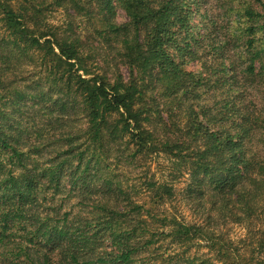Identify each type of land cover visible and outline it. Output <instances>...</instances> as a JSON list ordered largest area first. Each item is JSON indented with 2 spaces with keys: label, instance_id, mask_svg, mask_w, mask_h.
<instances>
[{
  "label": "trees",
  "instance_id": "obj_1",
  "mask_svg": "<svg viewBox=\"0 0 264 264\" xmlns=\"http://www.w3.org/2000/svg\"><path fill=\"white\" fill-rule=\"evenodd\" d=\"M213 1L208 61L195 0H0V264H264V0Z\"/></svg>",
  "mask_w": 264,
  "mask_h": 264
},
{
  "label": "rangeland",
  "instance_id": "obj_2",
  "mask_svg": "<svg viewBox=\"0 0 264 264\" xmlns=\"http://www.w3.org/2000/svg\"><path fill=\"white\" fill-rule=\"evenodd\" d=\"M198 1V3L196 4L197 6V10L198 13H196L194 15V19H193V26L195 25V28L193 29L194 34H199L200 35V39L201 37H204L202 40V46L204 48H202V50H200V52L202 51L204 59L205 60H210L213 59V52H215V54H218V56H221L222 50L218 47L220 46V42L219 40L221 39V35L225 34L224 31L220 32L219 31V27L216 26V23H208V18H211V21L213 22L214 17L216 16L217 12L213 10V6H215V2L213 0H195ZM114 7H115V16H114V23L115 24H121L123 22H125L127 20L126 15L124 13V11L122 9H120V7L117 5V3H114ZM69 17L66 16L65 14V21L68 20ZM79 18H77L78 20ZM64 20V14L61 10H57L55 13H53L50 17V22H52L53 24H60L62 21ZM232 31V30H231ZM213 34H216L217 38L214 39H210V37H213ZM184 38V36L179 35L176 37L177 41H182V39ZM96 44V43H95ZM102 47L101 51H97L95 54L97 55V59L99 60V62L101 63L102 59L104 58L105 60L110 61L112 57H114L110 51H108L104 46V44L102 43V45H100ZM100 47V48H101ZM212 47H214V49H212ZM169 51L171 53V55L173 56H177V60L182 62L184 69H186L187 71H195V72H200V63L197 61V59L195 57H189L188 54H184V55H178V52L175 50V48L170 47ZM102 54H105V56H102ZM217 60H220L217 59ZM263 103L261 105H259V107H261L264 110V101L261 100ZM12 109V108H11ZM12 112V111H11ZM16 116V114H14ZM48 204L44 205L42 208H39L38 212L39 213H45L48 212L47 208H48ZM64 211L66 210L65 208L63 209ZM231 232H238L237 229H232Z\"/></svg>",
  "mask_w": 264,
  "mask_h": 264
}]
</instances>
